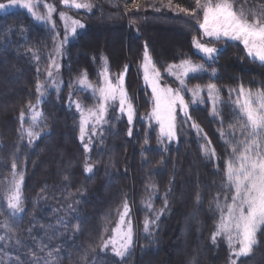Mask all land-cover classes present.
Returning <instances> with one entry per match:
<instances>
[{
    "label": "trees",
    "instance_id": "trees-1",
    "mask_svg": "<svg viewBox=\"0 0 264 264\" xmlns=\"http://www.w3.org/2000/svg\"><path fill=\"white\" fill-rule=\"evenodd\" d=\"M39 1L64 10L60 0ZM86 1L92 12L69 10L84 27L68 42L61 69L54 67L56 21L0 13V264H264V229L245 257L232 254L226 235L212 238L221 209L231 203L226 163L243 138L236 100L241 88L264 93V63L240 43L207 41L196 0ZM229 1L238 16L264 23V0ZM193 38L219 49L212 62L197 54ZM145 46L163 85L177 87L167 69L185 60L204 62L188 78L190 87L215 85L216 113L203 102L178 115L176 143L161 142L149 120L151 93L140 69ZM105 61L113 74L125 72L131 124L116 108L98 127L82 123L98 104L95 85ZM88 164L92 172L85 171ZM21 174L23 211L15 212L5 192ZM125 202L132 244L121 259L104 244L119 245L113 229Z\"/></svg>",
    "mask_w": 264,
    "mask_h": 264
},
{
    "label": "snow or ice",
    "instance_id": "snow-or-ice-1",
    "mask_svg": "<svg viewBox=\"0 0 264 264\" xmlns=\"http://www.w3.org/2000/svg\"><path fill=\"white\" fill-rule=\"evenodd\" d=\"M63 3L76 9L90 8L88 3H80L77 0H63ZM19 5L21 8L28 10L30 14L35 16L36 20H44V17L36 15L33 12V5L29 0H9L7 5L0 4V10H4L10 6ZM197 8H202L203 19L199 23L200 29L203 30L204 35L208 37H214L220 39L221 37H227L232 40H239L243 43L247 53L253 59H258L264 63V23H261L259 18H255L249 21L243 14L237 16L232 10V5L228 0H220L215 4L212 0H206L204 4H201V0H196ZM53 9L49 7V15ZM180 11L188 12L187 9H180ZM193 10V13L194 14ZM61 18L64 19V14L61 13ZM73 27L71 32L75 33L76 26L83 28L84 25L79 21H72ZM67 35L64 37V42H67ZM193 43L200 52L213 59V54L217 51L213 47H208L205 44L199 43L193 38ZM57 53H59L60 46H57ZM144 63L142 65L144 71V80L150 84L152 88V94L155 99V106L151 113V117L155 118L156 122L160 126V133L162 137H166L169 141L175 138L176 134V116L175 110L179 106L185 116H188V105L185 103L183 97L180 95L179 89H173L171 87H162L159 84L160 73L157 70L148 54L147 47L145 46ZM182 70L184 75L189 72L195 73L203 71V65L193 64L191 61H183L179 66L169 65L168 71L171 74L174 68ZM215 72V70H213ZM51 76V71L48 72ZM123 73L118 78L117 86L113 87L111 83L107 88L101 89V96L103 101L109 99L115 100L117 94L119 96V103L121 111H124L125 105L127 106L128 122L131 124L133 119V108L130 102H128L127 93L123 88ZM179 79V76L177 77ZM81 83H84L82 80ZM180 84L184 87V81L181 79ZM209 92L215 88V85L209 84ZM43 86L37 84L36 90L43 96ZM192 91L193 99L195 100L200 92L199 86ZM240 94H244L243 88L240 89ZM260 99L257 106H254L253 101L245 100L242 105H239L241 112L240 131L242 139L237 141L236 146L232 148V159L226 163V182L228 190L231 192V203L225 204L226 212L221 209L222 215L220 223L217 225L216 231L213 233V242L217 236L226 234L229 246L232 248V254L239 258L249 255L254 245H257L258 231L264 229V93L259 94ZM77 104V108H79ZM105 106L102 103L100 108V117L105 111ZM23 113H21V119H23ZM39 113H34L32 121L37 123V117ZM95 115V113H93ZM191 119V117H188ZM193 128L198 131L199 126L195 123L192 124ZM81 138L83 139L84 127L81 126ZM29 137H32L34 133L29 129L27 131ZM131 135V129L129 130ZM163 142V140H161ZM147 144V140L145 141ZM85 150H88V146L85 145ZM204 152L207 155L208 149L204 148ZM212 155H215V150H212ZM14 170L16 165H12ZM85 171L92 172V165L88 164ZM21 181H17L14 184L13 189H9L5 192L7 196L8 207L15 212H21V200L19 196V187ZM10 193V194H9ZM226 201L229 197L225 198ZM150 206V205H149ZM166 206V205H165ZM219 208V205H217ZM124 211L120 213V220L117 227L113 229L114 233L119 234V245L117 246L116 239L106 241L104 248H107L108 243L113 245L112 251L115 256L124 259L130 252L132 244V228L130 221H125V217L128 215L129 206L127 202L123 205ZM159 216V214H158ZM157 216V218H158ZM127 223L126 230H122V226ZM148 230V222H145V231ZM5 239L0 237V240ZM19 243V241H17ZM234 243H238L239 247H234ZM235 264V261H233Z\"/></svg>",
    "mask_w": 264,
    "mask_h": 264
},
{
    "label": "rangeland",
    "instance_id": "rangeland-1",
    "mask_svg": "<svg viewBox=\"0 0 264 264\" xmlns=\"http://www.w3.org/2000/svg\"><path fill=\"white\" fill-rule=\"evenodd\" d=\"M60 1H61V6L64 9L61 12L58 11V8L57 7H55L53 5H50L48 3H45V2H42V1H39V0H29V2L33 5V12L36 15H39L41 17H44L45 18L44 20L48 21V23L51 26H54L55 21L57 22V24L53 28L54 35H55V64H54V67L55 68L60 67V69H61V66H62V58L65 55V50H66V46H67L68 42H70L75 37V35L82 29L81 27L76 26L75 33H72L71 32V28L74 26L73 23H72V21L73 20L79 21V20H77L76 18H74L69 13V10L70 11H78V12H92L93 11V7L91 6L90 8L76 9L75 7H72L70 3L68 5H66V4L63 3V0H60ZM77 2H80V3H88L86 0H77ZM218 2H220V0H218ZM228 2L232 5V3L229 0H228ZM8 3L9 2L5 3V5H7ZM49 7H51L53 9L51 11V14L50 15H49ZM13 10L24 11L28 15H30L32 18L35 19V16H33L32 14H30L27 9L21 8L19 5L7 7L4 10H0V13H4V12H8V11H13ZM232 10L234 11L233 5H232ZM61 13L64 14V17H65L64 19L61 18ZM40 21L41 20H39V22ZM79 23L82 24L80 21H79ZM202 32H203V30H202ZM66 35H67L68 39H67V42H64V37ZM203 36H204V38L207 41H230V42H237V43H240V44L243 45V43L241 41H239V40H232V39L227 38V37H221L220 39H216L214 37H208V36L204 35V33H203ZM58 45L60 46L59 53H57V50H56ZM205 45H207V44H205ZM207 46L208 47H213V48H215L217 50L213 54V57L215 58V56L217 55L219 49L217 47H215V46H212V45H207ZM195 49H196L197 54L201 55L203 57V59H204L205 62H212L213 61L214 58L213 59H209V58H207L204 55V53L200 52L199 49H197L196 47H195ZM151 60H152V58H151ZM255 60L258 61V62H260L258 59H255ZM152 62H153V60H152ZM191 62L193 64H201V65H203V70H204V62H197V61H191ZM143 63H144V59H143V62L141 63L140 69H141V72H142V77H143L144 85L150 90V93H151V99H152V109H151V113H152L153 108L155 106V99L153 97L152 88H151L150 84L146 83L145 80H144V71H143V67H142ZM260 63H262V62H260ZM155 68L157 69L156 66H155ZM174 70L172 71L171 76L176 79V81H177V87H171V88H173V89H179L180 90V95L183 97L185 103L188 105L187 112L189 113L190 108L192 106H196V105H198L200 103H203V102H209V104L211 105L212 113L215 114L216 113V109L219 106V98L217 96V92H216L215 88L211 91V94H210L208 87H199V89H200L199 95L194 100L193 99V95H192V91H190V90L195 89L197 86L196 87H190L188 85V82L187 81H188V78L190 77V75L195 74V73H198V72H195V73L189 72L187 75H184L182 73V70L179 69L178 67L176 68L175 71ZM159 73H160L159 84H160V86L165 87V85H163L162 82H161V72L159 71ZM123 74H124L123 75V88L126 91V87H125V72H123ZM120 75L121 74H113L110 71V69H109L108 63L106 61L104 62L103 68H102V71H101V75H100V82H99L98 86L95 85L96 93H97V97H98V104H97V106L94 109H92V110H90L88 112V116L86 115L85 120H84V117L82 118V123H83V121L84 122H93L95 124V126L98 127V126H100V124L104 123L107 120L110 111L112 109H115V108L119 111L120 114H123L128 119L127 106L125 105L124 111H121L118 94H117V98L115 100L109 99L107 101H103V98L101 96V91H100L101 89L107 88L109 83H111V85L113 87L117 86V84H118V78L120 77ZM178 76H179V79L177 78ZM181 79L184 81V85H185L184 87H182L181 84H180V80ZM166 87H169V86H166ZM126 93H127V91H126ZM127 98H128V102H129L128 94H127ZM259 99H260L259 94H253V93L246 92V91H244V94L243 95H241L239 93L238 94V97H237V100H236L237 108L240 110L239 105H242L245 102V100H251V101L255 102L254 103V106H257L258 105V102H259ZM102 103L104 104L106 110L104 111V113L102 115V118H101L100 117V108H101V104ZM133 112H134V109H133ZM93 113H95V115H93ZM151 113L149 115V120L153 121L158 126L159 139H160V141L163 140V142H166L168 144L176 143L177 140H178V133H177V129H178L177 128V126H178L177 120L178 119L177 118H178V115L185 116L184 113H183V111H181L180 107L177 106L176 107V110H175V116H176V120H175V124H176V134H175V138L172 139L171 141H169L166 137H162L161 136L160 126L156 122L155 118L151 117ZM134 120H135V112L133 114V119H132V122L131 123H133ZM224 235H226V234H224ZM234 245L237 248L239 247V244L238 243H234Z\"/></svg>",
    "mask_w": 264,
    "mask_h": 264
}]
</instances>
